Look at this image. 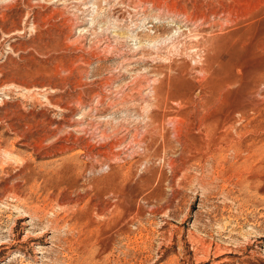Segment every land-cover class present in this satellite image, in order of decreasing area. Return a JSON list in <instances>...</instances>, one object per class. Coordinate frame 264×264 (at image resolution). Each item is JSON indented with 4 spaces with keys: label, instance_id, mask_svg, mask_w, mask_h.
I'll list each match as a JSON object with an SVG mask.
<instances>
[{
    "label": "rangeland",
    "instance_id": "1",
    "mask_svg": "<svg viewBox=\"0 0 264 264\" xmlns=\"http://www.w3.org/2000/svg\"><path fill=\"white\" fill-rule=\"evenodd\" d=\"M0 264H264V0H0Z\"/></svg>",
    "mask_w": 264,
    "mask_h": 264
},
{
    "label": "bare ground",
    "instance_id": "2",
    "mask_svg": "<svg viewBox=\"0 0 264 264\" xmlns=\"http://www.w3.org/2000/svg\"><path fill=\"white\" fill-rule=\"evenodd\" d=\"M15 243V242H14Z\"/></svg>",
    "mask_w": 264,
    "mask_h": 264
}]
</instances>
